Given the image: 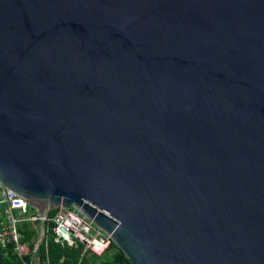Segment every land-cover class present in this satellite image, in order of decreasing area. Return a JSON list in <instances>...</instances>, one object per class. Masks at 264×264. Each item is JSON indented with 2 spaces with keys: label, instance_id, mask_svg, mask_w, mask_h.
Segmentation results:
<instances>
[{
  "label": "water",
  "instance_id": "95a60500",
  "mask_svg": "<svg viewBox=\"0 0 264 264\" xmlns=\"http://www.w3.org/2000/svg\"><path fill=\"white\" fill-rule=\"evenodd\" d=\"M0 186L73 208L130 264H264V0H0Z\"/></svg>",
  "mask_w": 264,
  "mask_h": 264
},
{
  "label": "built area",
  "instance_id": "2783aa9c",
  "mask_svg": "<svg viewBox=\"0 0 264 264\" xmlns=\"http://www.w3.org/2000/svg\"><path fill=\"white\" fill-rule=\"evenodd\" d=\"M0 195L7 203L5 219L0 224V243L4 246L9 244L21 264H33L35 252H31L29 258L25 259L26 249L20 242V235L16 230L15 224L17 218L12 214V209L16 208L24 211L27 204L21 197L10 190L1 188ZM27 219L33 221L39 219V216L35 213L29 215ZM49 219L53 222L52 232L54 240L67 245L79 242L82 245L80 256L86 252L100 256L109 247L111 242L110 236L94 225L90 219L84 217L73 208L57 206L53 209V214ZM43 242L45 243L44 238L41 243ZM41 264L51 263L47 259H44Z\"/></svg>",
  "mask_w": 264,
  "mask_h": 264
},
{
  "label": "trees",
  "instance_id": "16d2710c",
  "mask_svg": "<svg viewBox=\"0 0 264 264\" xmlns=\"http://www.w3.org/2000/svg\"><path fill=\"white\" fill-rule=\"evenodd\" d=\"M1 188L0 186V192ZM6 207L7 203L0 195V224L5 219ZM35 213L36 211L30 206H26L24 211L16 208L12 209L13 216L17 218L15 226L20 235V242L26 249L25 259L29 258L38 234L39 219L33 221L27 219L29 215ZM52 214L53 210H50L47 219L43 222L45 243H41L36 250L33 264H41L44 259H47L51 264H130L129 260L123 255L122 250L114 245L112 241L108 249L100 256L89 252L80 256L82 245L79 242L67 245L55 241L52 232L53 222L49 219ZM0 264H21L9 244L4 246L0 243Z\"/></svg>",
  "mask_w": 264,
  "mask_h": 264
},
{
  "label": "crops",
  "instance_id": "0c3cea01",
  "mask_svg": "<svg viewBox=\"0 0 264 264\" xmlns=\"http://www.w3.org/2000/svg\"><path fill=\"white\" fill-rule=\"evenodd\" d=\"M36 241V240H35Z\"/></svg>",
  "mask_w": 264,
  "mask_h": 264
}]
</instances>
